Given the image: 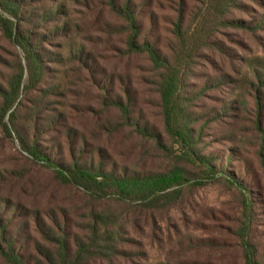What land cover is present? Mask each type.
<instances>
[{
	"label": "trees",
	"instance_id": "1",
	"mask_svg": "<svg viewBox=\"0 0 264 264\" xmlns=\"http://www.w3.org/2000/svg\"><path fill=\"white\" fill-rule=\"evenodd\" d=\"M149 1L144 0L141 2L144 5H141L135 4V0H109L111 11L124 25V30H121L125 35V48L122 53L124 56L141 55L148 61L157 94L156 101L165 118L168 139L183 149L185 156L180 159L194 166L199 173L194 175L195 173L187 172L182 164H175L164 175L119 166L106 150L98 146L92 147L85 134L70 126L64 113L55 112L53 115L44 116V112L38 111L37 105L28 114L27 120H24L23 128L12 112L22 88V67L19 79L14 78L7 89L0 88L3 118L9 114V121L13 126L10 128L5 124L6 133L11 139L15 138L23 152L35 162L50 169L57 182L81 193L88 204L82 219L73 224L66 214H58L56 210L42 213L0 197V264H152L148 262L146 252L138 250L140 244L128 236L124 224L128 211L117 209L116 206L137 202L140 205L136 206L138 209L162 212L180 199L184 187H201L222 175L239 194L241 209L231 231L234 244L230 249L236 255L233 262L227 264H264V231H258L261 227L258 225V212L264 208V187L261 179L253 172H250V178L244 179L241 171L236 175L222 164L217 166L213 154L204 156L197 150L202 141L203 128L209 124L231 115L235 110L244 117L252 115V129L259 141L256 157L264 179V67L260 68L262 70L256 69L255 64L258 62L248 65L254 80L247 82L250 87L246 91L253 98V114L248 110L249 102L246 98L243 101L226 103L220 112L213 109L197 116L190 111L208 89L223 83H239L227 76L208 79L200 91L188 92L185 89L188 81L185 76L204 51L212 52L219 58L225 55V50L217 40L223 30L255 31L253 24L226 18L231 10L241 7L240 0H200V8L185 26L184 4L178 2L171 41L179 48H174V54L169 56L160 49L162 36L158 30H148L145 25L147 18L155 24L154 13L143 12L147 4H150ZM19 2L22 0H0V7L13 19L8 20L0 15V24L25 55V68L31 75L27 88L29 91L41 83L46 73L44 59L55 61L58 65L63 63L59 54H48L40 49L41 46H38L34 37L39 36L41 45L42 41L50 42L53 35L65 36L68 30L66 23L63 28L46 30V35L25 29V26L34 24L46 26V23L55 21L59 15L63 16L65 7L56 5L47 11L34 14L27 12ZM259 18L255 22L256 27L264 23V16ZM83 50L77 49L70 59L79 61L93 72L94 62H91L90 55ZM103 77L98 82L104 92L101 104L105 111L116 110L120 115L119 121L112 124L113 131L130 129L144 140L153 142L157 151L170 152L172 146H169V142L164 141L159 132L150 128L147 120L143 118L138 100L128 87L131 83L129 77L118 74ZM116 84H119L125 97L114 89L110 92V87ZM197 123L201 125L200 128H193ZM31 124L33 128L30 129ZM230 133L235 135L233 131ZM45 135L53 136L47 146H42L40 143ZM218 138L234 140L232 136L223 133ZM220 153L223 156L217 161L228 166L233 157L237 156L238 150L235 147H226ZM244 163L247 164L246 161ZM193 175L199 176V179L192 180ZM171 179L175 181L173 188L168 185ZM143 181H152L154 185L138 194L119 190L122 184ZM134 226V229L144 231L137 219ZM226 243L228 242H213L199 247L217 250L222 246L226 248L229 245ZM213 261L215 262H200L196 258H189L182 264H224V258ZM156 264L174 263L169 258Z\"/></svg>",
	"mask_w": 264,
	"mask_h": 264
},
{
	"label": "rangeland",
	"instance_id": "2",
	"mask_svg": "<svg viewBox=\"0 0 264 264\" xmlns=\"http://www.w3.org/2000/svg\"><path fill=\"white\" fill-rule=\"evenodd\" d=\"M142 1L144 0H135V4H141ZM149 2L143 12H153L156 17L155 24L147 18L145 25L148 30H158L162 36V53L172 56V50L179 48L171 41L177 3L184 4V25L187 26L200 8V0ZM19 3L27 12L34 14L42 10L47 11L56 5H63V16L59 15L55 21L46 23V26L34 24L25 26V29L46 35V30L63 28L66 23L68 32L65 36L53 35L50 42L42 41L41 45L39 36L34 37L38 46H41L40 49L48 54H59L63 63L58 65L55 61L44 59L46 73L41 83L28 91L31 75L25 68V55L0 24V88L7 89L14 78L19 79L21 76L20 69H24L19 100L12 110L17 123L25 128L24 120H27L28 114L37 105L38 111L44 112V116L53 115L55 112L64 113L70 126L85 134L92 147L98 146L106 150L119 166L164 175L169 173L175 164H182L187 172L195 173L194 175L199 173L194 166L180 159L185 156L183 149L168 139L165 118L156 101L157 94L148 61L141 55H123L125 35L121 30H124V25L111 11L109 0H22ZM239 4L241 7L231 10L226 18L246 24L252 23L255 31L223 30L217 40L225 50V55L219 58L212 52L204 51L186 74L188 81L185 89L188 92L200 91L208 79L215 77L227 76L239 83H223L208 89L191 107L190 111L197 116L213 109L220 112L226 103L243 101L244 98L248 99L249 112L254 113L253 98L246 91L250 87L247 82L254 80L248 65L258 62L255 64L256 69L264 67V23L262 27H256L255 24L259 17L264 16V0H240ZM0 15L13 21L1 7ZM79 48H83V51L90 55L91 62H94L93 72L79 61L70 59L73 52ZM111 74L129 77L131 83L128 87L138 100L143 118L147 120L150 128L159 132L164 141L169 142V146H172L170 152L157 151L153 142L144 140L130 129L113 131L112 124L119 121L120 115L116 110H104L101 104L104 92L98 83L104 75L109 77ZM120 88L119 84H116L110 87V92L114 89L125 97ZM2 104L0 98V197L42 213L56 210L58 214H66L70 222L76 224L82 219L88 202L75 188L57 182L50 169L35 162L23 152L15 138L9 137L5 124L10 128L13 126L10 124L9 114L3 118ZM252 121V115L244 117L238 111H232L231 115H226L203 128L202 141L197 150L204 156L213 154L217 166L222 164L236 175L241 171L244 179L250 178V172H253L261 179L264 187L263 171L256 157L259 141L254 135ZM32 125L30 129L33 128ZM200 126L197 123L193 128L199 129ZM232 131L235 135L230 133ZM222 133L232 136L234 140L219 139L218 136ZM52 136L45 135L40 144L47 146ZM226 147H235L238 150L237 156L233 157L228 166L217 161L223 156L220 152H224ZM243 161L247 164H243ZM194 175L192 180L199 179V176ZM174 182V179H171L169 187L173 188ZM153 185L152 181L122 184L119 190L123 193L138 194ZM136 206H140L139 203L132 202L116 208L128 211L124 222L128 236L140 244L138 250L146 252L149 263L156 264L169 258L174 264H182L189 258H196L200 262H215L213 259L224 258V264L233 262L236 254L230 249L234 244L231 231L241 211L240 197L223 175L201 187H184L180 199L162 212H147ZM258 214L260 233L264 231V208L259 209ZM136 219L139 226L144 227L143 232L134 229ZM213 242H228L226 244L229 245L217 250L199 247Z\"/></svg>",
	"mask_w": 264,
	"mask_h": 264
}]
</instances>
